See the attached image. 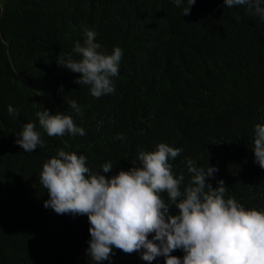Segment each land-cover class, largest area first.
Wrapping results in <instances>:
<instances>
[{"label":"trees","instance_id":"1","mask_svg":"<svg viewBox=\"0 0 264 264\" xmlns=\"http://www.w3.org/2000/svg\"><path fill=\"white\" fill-rule=\"evenodd\" d=\"M9 3L0 0L5 8ZM187 6V0L179 7L172 0H80L79 24L110 45L108 54L115 47L123 52L115 91L99 98L89 86L72 84L65 71L57 76L44 60L23 55L19 41L31 39L28 18L0 12V264H96L87 251V216L44 207L48 193L39 174L59 149L84 155L91 171L111 178L140 166V151L166 143L181 149L169 159L175 176L184 173L181 190L191 175L186 160L205 170L217 161L208 182L216 187L222 179L225 198L264 210V169L248 158L254 137L233 125L237 114L264 120V21L224 0H196L184 16ZM66 96L75 97L81 113L62 110ZM9 105L16 115H9ZM42 109L71 115L85 135L49 137L36 116ZM28 122L45 145L31 153L16 144ZM109 161L113 169L103 173ZM141 252L113 248L100 264H148ZM151 264H164V257Z\"/></svg>","mask_w":264,"mask_h":264},{"label":"clouds","instance_id":"2","mask_svg":"<svg viewBox=\"0 0 264 264\" xmlns=\"http://www.w3.org/2000/svg\"><path fill=\"white\" fill-rule=\"evenodd\" d=\"M172 2L179 7L182 0ZM195 3L187 0L184 16L190 15ZM79 4L80 0H10L6 8L0 5V12L10 9L28 18L31 39H20L23 51L44 60L57 76V70L68 73L72 84L89 86L93 97L110 95L115 91L112 78L118 75L123 52L115 47L108 54L110 45L92 28L79 24ZM224 4L246 6L250 15L264 21V0H224ZM134 27H139L137 21ZM0 42H4L1 34ZM64 99L62 110L70 106L71 111L82 112L70 96ZM7 111L9 115L18 112L11 105ZM36 116L49 137L85 135L71 115H51L42 109ZM145 119H149L147 113ZM233 125L254 137V153L249 152L248 158L264 169V120H244L237 114ZM16 144L26 153L45 146L33 122L23 125ZM180 152L158 143L155 150L138 153L140 166L133 164L106 178L86 166L84 155L59 149L43 163L39 174L48 193L44 207L61 215L87 216L91 237L87 251L96 264L110 260L113 248L126 254L143 250L141 258L148 264L158 257H164V264H264V210L246 209L235 198H225L228 188L222 179L216 187L208 182L215 179L217 161H210L205 170L186 160L191 175L181 190L184 173L175 176L169 163ZM112 169L110 161L102 165L103 173ZM178 249L184 253L182 258L172 255Z\"/></svg>","mask_w":264,"mask_h":264},{"label":"rangeland","instance_id":"3","mask_svg":"<svg viewBox=\"0 0 264 264\" xmlns=\"http://www.w3.org/2000/svg\"><path fill=\"white\" fill-rule=\"evenodd\" d=\"M22 45H23V47H24V43H22ZM23 55H28V56H32V57H34L33 54H27L25 51H23Z\"/></svg>","mask_w":264,"mask_h":264},{"label":"crops","instance_id":"4","mask_svg":"<svg viewBox=\"0 0 264 264\" xmlns=\"http://www.w3.org/2000/svg\"><path fill=\"white\" fill-rule=\"evenodd\" d=\"M230 194V193H229ZM229 196V195H228Z\"/></svg>","mask_w":264,"mask_h":264}]
</instances>
